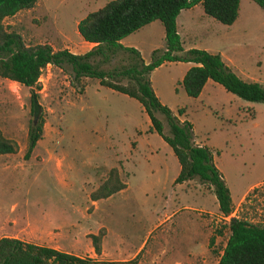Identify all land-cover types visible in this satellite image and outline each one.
Listing matches in <instances>:
<instances>
[{
  "label": "rangeland",
  "instance_id": "rangeland-1",
  "mask_svg": "<svg viewBox=\"0 0 264 264\" xmlns=\"http://www.w3.org/2000/svg\"><path fill=\"white\" fill-rule=\"evenodd\" d=\"M107 1L39 0L4 18L3 25L25 45L84 52L87 45L76 23ZM181 12H187L177 16L183 48L219 54L240 79L264 87L262 9L251 0H239L230 25L206 15L199 18L200 3ZM155 29L148 26L133 33L145 40L141 53L147 60L150 45L164 47ZM124 62L118 52L101 68ZM152 71L149 80L159 101L174 114L182 109L178 118L190 122L194 143L210 150L228 189L231 213L224 217L218 212L207 185L194 179L173 184L176 158L150 130L136 100L95 79L71 83L68 73L46 65L38 89L32 88L41 135L27 157L28 129L34 125L30 90L0 78V133L15 144L13 153L0 154V237L54 246L91 258L93 264H216L230 217L264 226V103L242 100L216 83L205 88L200 100L188 97L180 84L183 62L164 63ZM111 167L120 168L126 188L91 201L89 193ZM101 230L97 257L102 259L88 257L87 248L93 252L88 235Z\"/></svg>",
  "mask_w": 264,
  "mask_h": 264
},
{
  "label": "trees",
  "instance_id": "trees-1",
  "mask_svg": "<svg viewBox=\"0 0 264 264\" xmlns=\"http://www.w3.org/2000/svg\"><path fill=\"white\" fill-rule=\"evenodd\" d=\"M39 0H0V78L15 82L30 90V100L37 97V80L46 65L68 73L71 83L79 79H95L98 85L133 98L146 114L150 130L171 149L178 163L173 184L196 180L213 193L218 212L226 217L232 202L222 175L213 163L210 150L193 141L190 122L180 120L182 109L174 114L155 95L149 73L164 62L192 64L183 74L180 84L184 93L196 98L205 81L220 85L226 92L249 102L264 103V87L244 81L226 65L219 54L203 49L183 50L175 27V17L182 9L200 3L203 13L215 21L230 25L237 16L239 0H109L87 13L76 23V32L87 43V51L77 54L67 49L53 50L48 44L25 45L20 36L8 31L3 19L22 9H29ZM264 11V0H251ZM157 20L163 28V49H153L144 63L137 50L124 47L119 40L143 25ZM125 57L124 64L102 69L116 54ZM160 115L162 120L156 116ZM166 132H164V124ZM41 135V123L30 125L27 134V157ZM15 144L0 133V154L13 153ZM125 188L118 169L111 167L106 178L89 193L95 201L107 198ZM255 188H252L254 190ZM229 235L216 264H264V226L241 218L228 219ZM102 230L89 234L93 253H100ZM91 258L52 247L36 245L14 237H0V264H93Z\"/></svg>",
  "mask_w": 264,
  "mask_h": 264
},
{
  "label": "crops",
  "instance_id": "crops-1",
  "mask_svg": "<svg viewBox=\"0 0 264 264\" xmlns=\"http://www.w3.org/2000/svg\"><path fill=\"white\" fill-rule=\"evenodd\" d=\"M196 5V4H195ZM194 5V6H195ZM193 6V7H194ZM193 7H191V8H193ZM191 8H188V9H191ZM188 9H182V10H188ZM182 10H180L179 11V13H187V12H181ZM179 13L177 14V16L179 15ZM203 13V12H202ZM205 14L203 13V14H199V18H202L203 19V17H205L204 16ZM177 16L175 17V27H176V31H177V34H178V36H179V32H178V27H177ZM154 21H156V20H154ZM154 21H151V22H149V23H147V24H145V25H143L142 27H140L139 29H141V28H143V27H153V28H156L155 29V32H156V34L158 35V38H159V40L160 41H163V28H162V26L160 27L159 26V21H158V23L159 24H154ZM161 25V24H160ZM139 29H137L136 31H134V32H132V33H130V34H128V35H126L125 37H123L122 39H120L119 40V44H121L122 46H124V47H132V48H134L135 50H137L138 51V53H139V55H140V57H141V59L143 60V62L144 63H147L148 61H149V59L147 60V57L145 56V55H143L142 53H141V44H146V42H145V40L144 41H142L141 42V39L139 38V37H134V35L135 34H133V33H136ZM146 29V28H145ZM147 31V30H146ZM148 38V37H150V33H148L147 35H144L142 38L143 39H145V38ZM83 43H85L87 46V48H86V50L85 51H87L88 49H90L91 47H92V45L93 44H91V43H87V42H84L83 40H81ZM181 42V41H180ZM150 45V44H149ZM181 47H182V44H181ZM159 48H162V47H159ZM189 48H195V47H187V48H183L182 47V49L183 50H186V49H189ZM153 49H156V48H154V47H152V45H150V47H149V49H148V52H149V55H150V52L153 50ZM84 51V52H85ZM80 53H83V52H79V53H77V54H80ZM164 63H174V62H164ZM164 63H162L161 65H163ZM184 65H185V71L192 65V64H190V63H184ZM184 71V72H185ZM153 71H151L150 73H149V77H150V74L152 73ZM150 79V78H149ZM150 84H151V81H150ZM213 85H214V82H212L211 80H206L205 81V83H204V85H203V87H202V89H201V91H200V93H199V95L195 98V99H197V100H200L201 98H202V96H203V92L205 91V88L206 87H213ZM151 87H152V85H151ZM153 89V88H152ZM155 93V92H154ZM118 169V173H120V168H117ZM250 187H252V186H250ZM125 188H126V186H125ZM124 188V189H125ZM123 189V190H124ZM120 191H122V190H120ZM119 191V192H120ZM118 193V192H117ZM243 197V196H242ZM242 197H240V199L242 198ZM165 219H167V216L165 217V218H162V219H160V221H159V223H161V222H163V221H165ZM149 233H150V231H146V235L145 236H148L149 235ZM1 237H13V236H1ZM15 238V237H14ZM146 239H147V237H145V238H143L142 239V241L139 243V247H138V249H137V251L139 250V249H142L143 247H144V245H145V243H146ZM48 247H52V248H55L54 246H48ZM56 249V248H55ZM87 250H88V257H93V258H99V259H102V256H96L95 254H93V252H92V254H90V248H87ZM63 252H65V251H63ZM101 253H102V251H101ZM113 254L114 255H116V252L114 251L113 252ZM102 255V254H101Z\"/></svg>",
  "mask_w": 264,
  "mask_h": 264
},
{
  "label": "water",
  "instance_id": "water-1",
  "mask_svg": "<svg viewBox=\"0 0 264 264\" xmlns=\"http://www.w3.org/2000/svg\"><path fill=\"white\" fill-rule=\"evenodd\" d=\"M31 111H32V123L35 124L36 117L39 113V105L37 104L35 97L31 98Z\"/></svg>",
  "mask_w": 264,
  "mask_h": 264
}]
</instances>
